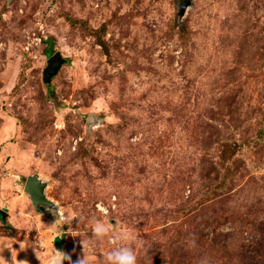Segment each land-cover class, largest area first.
<instances>
[{"label": "rangeland", "instance_id": "rangeland-1", "mask_svg": "<svg viewBox=\"0 0 264 264\" xmlns=\"http://www.w3.org/2000/svg\"><path fill=\"white\" fill-rule=\"evenodd\" d=\"M181 1L0 0V260L264 264V0Z\"/></svg>", "mask_w": 264, "mask_h": 264}, {"label": "clouds", "instance_id": "clouds-1", "mask_svg": "<svg viewBox=\"0 0 264 264\" xmlns=\"http://www.w3.org/2000/svg\"><path fill=\"white\" fill-rule=\"evenodd\" d=\"M91 239L100 240L108 237L114 244H119L107 251L104 255V264H137V249L145 247L143 237L139 234L133 233L130 230L124 229L115 231L110 229L105 223L93 218ZM111 232V235L109 233ZM4 248L11 249L10 242L3 244ZM68 260L71 264V258L65 253L59 254L58 250H53L49 255L48 264H62L63 261ZM0 264H9L5 259L0 260ZM13 264V262H12ZM76 264H89L87 258L83 255Z\"/></svg>", "mask_w": 264, "mask_h": 264}, {"label": "water", "instance_id": "water-1", "mask_svg": "<svg viewBox=\"0 0 264 264\" xmlns=\"http://www.w3.org/2000/svg\"><path fill=\"white\" fill-rule=\"evenodd\" d=\"M188 6V0L181 1L178 5L179 14L183 15ZM63 63L64 60L59 55L52 57L44 75L46 82H49L50 78L58 72ZM45 186L46 184L41 182L36 174L27 176L23 185V192L27 194L29 201L37 212L41 211L43 206L49 207L51 205V203L44 196ZM6 215V212L0 211V220L5 221Z\"/></svg>", "mask_w": 264, "mask_h": 264}]
</instances>
